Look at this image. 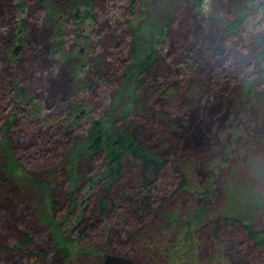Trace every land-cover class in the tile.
Masks as SVG:
<instances>
[{"label":"rangeland","instance_id":"rangeland-1","mask_svg":"<svg viewBox=\"0 0 264 264\" xmlns=\"http://www.w3.org/2000/svg\"><path fill=\"white\" fill-rule=\"evenodd\" d=\"M61 1L69 0H45L47 6L45 11L34 0H0V134L2 137L8 135L12 140V151L17 159V164H14L16 174L11 175V188L6 189L2 196L0 194V244H12L15 239L14 233L23 230L22 224H24L26 230L31 233L33 241V245L26 249L28 252L36 251L34 248L50 252L49 233L34 216L32 205H15L14 191L20 195L25 193L28 200L38 199L45 206L49 205L51 199L64 204L61 210L57 209L58 219L66 217L72 192L69 193L70 187L62 165V155L66 144L61 140L55 143L49 142L48 137L52 139L53 132L47 134L45 130L35 126H25L19 117L11 119V115L17 113V104L12 99L11 92L14 85L28 88L31 92L44 96L49 104V112L57 110L60 103L65 113L68 114L71 105L84 98L89 106L97 105V111L104 112L105 118L112 116L115 119L122 117L120 112L124 106L121 99L129 92L128 88L123 90V87L118 94L117 85H101L93 67L99 58L102 61L110 62L113 56L117 55L116 48L112 49L111 44L107 45V41L111 39V33H118L120 37L124 38L122 41L126 43L122 46L123 48L128 44L130 34L127 30L129 27L121 22L122 18L115 7L120 6L121 2L119 0H97L95 6L97 18L93 22L84 18L76 27L71 22L63 27L64 20L69 17V12L58 8L57 5ZM261 1L245 0L244 12L253 20L250 18L249 26L239 31L225 32L223 26L216 21L219 18H233L238 14V7L234 6V2L230 0H203V8L199 13L183 0H140L141 5L137 9L138 12L134 14L138 18L132 19L129 23L132 31L140 30L137 37H140L141 40L143 38L141 30L143 27L146 29L148 20L165 21L176 3L180 2L182 7L177 22L181 21V23L176 22L173 28L175 37L173 40L170 36L173 40H169L171 46L175 41L180 46L187 48L198 41L200 42L201 55L206 61H209L210 49L214 50L217 47L226 52L227 59L223 68H225V73L233 78L234 85L232 83L227 85L215 73L216 69H210V62L204 60L207 64L205 71L210 73V78H208L207 84L203 78L197 77L201 80L203 89L202 87L198 88L200 84L194 85L195 88L191 87L193 84H190V77L187 79L186 86H188L187 93H192V95L189 94L170 101L154 98L151 103L152 107L154 106V111L147 115L148 121L138 119L135 115L125 121L133 131L138 133L147 147L167 155L170 160L166 169L167 174H174L179 180L182 177H187V180L192 184L201 185L205 182L208 172L204 165H207V162L213 164L212 169L216 173L217 182V201L213 204L215 211L219 209L218 207L225 198L226 181L233 177H238L241 180L253 177L250 186L254 187L257 180V185L259 184L257 188L264 195V173L259 174L264 163V61L257 59L256 56L258 51L264 49V14L254 12L256 5ZM47 15L54 21V28H50L45 23ZM212 39L213 43L215 39V47ZM154 45L153 47H155ZM17 46H19V50L15 55H12V51ZM182 53H184L183 50ZM109 62L106 66L113 65V71L118 75L125 66L121 64L117 67L116 62ZM49 71L56 72V78L52 79L48 74ZM212 73H214L213 76H211ZM250 78L255 80L252 81L254 82V91L246 94L245 89L240 87ZM158 80L161 78L155 79V81ZM62 85L65 89L64 97H61L59 103L55 102L58 104L55 106L53 99L57 96ZM212 87L214 88L213 93L219 91L216 87L223 88L222 97L227 99L224 113L217 119H213V123L208 126L216 142V145L213 141L210 145L215 148V152L209 155L210 151H198L199 154L191 152L192 149L186 150L188 147H182V144H174L176 143L175 138L169 137L172 129L175 128L172 124H180L181 119L178 117L186 115L191 110L187 106L203 105L204 102L200 100L197 92L201 90L204 94L208 88L210 90ZM237 88H240L238 92ZM87 95L93 102L86 98ZM247 95L250 99L252 97L253 101L247 102ZM241 112H245V114L241 116L239 114ZM83 115L84 113L75 118L76 121L84 120L82 119ZM236 117L239 120H236ZM86 120H84L85 123ZM7 123H12L11 127L1 131V128ZM247 123H250L248 125L251 126L250 134L248 131L245 133V130L238 129ZM147 124L154 125L155 136L154 134L153 137L148 136ZM255 128L257 129L256 133H254ZM142 129L145 131L144 134H141ZM235 130H239L241 134L238 136L239 131ZM167 138L172 141L173 145L166 143ZM221 143H224V148L220 147ZM239 151L243 153V158L239 159L240 161L236 156ZM180 155L184 156L183 160H180ZM196 160L195 166L190 165L189 162ZM127 161L129 162L125 164L124 180H127L129 185L133 183L132 176L135 171L130 160ZM261 161L262 164H258ZM172 162L176 164L174 165ZM85 166L88 172L89 170L92 173L98 172L100 162L92 168L90 162L86 161ZM31 173L49 180L51 185L49 194L34 187L29 179ZM171 180H176V178L171 176ZM179 182L176 181L175 184ZM126 185V182H122L121 188L122 192L128 195L130 191L125 189ZM246 190L251 192L249 187ZM71 191H74V188ZM94 192L95 188H82L79 191L75 190L73 194L76 195L77 210L83 212L82 216L90 217L92 222H97L96 220H100L101 216L94 213L92 204ZM233 202V205L240 207L244 214L251 212L248 201L243 196L234 197ZM170 203L171 205L180 204L179 201ZM14 207L17 209L16 211H14ZM11 212H13V216H11ZM101 219L105 220L101 228L106 235L94 238L93 243L88 241L80 246L79 253L85 254L84 261L71 264H97L99 260L100 264L104 255L107 254L105 245L128 255L135 261V264H166L163 246L154 240L151 242L152 238L148 235L150 233L147 229L151 227L150 222H145L144 225H135L129 221L115 220V216L112 214L110 217ZM255 219V227L264 230V209L255 215ZM65 221L67 231L76 225L75 216L66 218ZM151 222L154 223L155 220L153 219ZM213 225L218 243L224 245L227 254H234L230 262L224 261L225 264H264V250L253 248V251L248 252L237 244L234 235L228 233L229 229L226 226L216 220ZM119 226L124 232L119 234L120 240H116L113 238L115 235L110 236L111 230H117ZM145 227L147 229L144 231ZM138 237H145L146 243L143 242L141 246H138L137 242L139 241L136 240ZM211 243L210 236L205 231L197 252L198 257L203 261L209 262L213 253L217 251L215 245L213 246ZM4 258V256H0V264H11L8 259ZM18 263L17 261L13 264ZM21 263L33 264L26 258H23Z\"/></svg>","mask_w":264,"mask_h":264},{"label":"trees","instance_id":"trees-1","mask_svg":"<svg viewBox=\"0 0 264 264\" xmlns=\"http://www.w3.org/2000/svg\"><path fill=\"white\" fill-rule=\"evenodd\" d=\"M34 1L38 2L42 9L47 10L45 0ZM119 1L121 2L120 6L115 7L122 18L121 22L129 27L127 31L130 38L127 46L123 48L122 46L126 43L122 41L124 38L120 37L118 33H111V39L107 41V45L111 44L112 49L116 48L118 51L110 62H116L117 67L121 64L125 66L119 75L113 71V65L111 67L106 66L109 61H102L101 58H99L100 61L98 59L95 62L93 67L101 85H117L118 94L123 87V90L128 88V94L121 99L124 106L120 112L122 117L118 119L112 116L105 118L104 112L97 111V105L89 106L84 98V100L75 101L66 114L59 103L61 97H64V85L53 99V103H59V108L54 112H49V104L44 96L35 94L28 88L14 85L11 91L12 99L17 104V113H13L11 119L14 120L19 117L25 126H35L45 130L47 134L53 132V138L48 137L49 142L55 143L61 140L62 143L66 144L62 155V165L70 187L69 193H72H70L71 200L67 206L66 217L58 219L57 209L61 210L64 204L51 199L49 205L45 206L38 199L28 200L25 193L22 192L23 194L20 195L14 191L15 205H32L34 216L49 233L48 243L51 250L49 252L33 247L36 251L28 252L26 249L33 245V241L31 233L22 224L23 230L14 233L15 239L12 244H0V256H4V259H8L11 264L17 261L18 264H22L23 258L29 259L33 264L79 263L84 261L85 256L83 252L79 253V247L88 241L93 243L94 238L106 235L101 228L105 220L101 218L104 217L105 219L111 214L115 216V220L129 221L135 225H144L145 222H150L151 227L148 229L145 227L144 231L146 229L149 231L150 234L148 235L152 238L151 242L154 240L163 246L166 264H225L224 261L230 262L234 254H227L224 245L218 243L213 225L215 220L226 226L229 229L228 233L234 235L237 244L244 247L246 251L264 250V230L255 227V215L264 209V195L257 188L259 185H257V180L254 187L250 186L253 177L243 180L233 177L226 181L225 198L218 207L219 209L215 211L213 204L217 201V182L216 173L212 169L213 164L207 162V165H204L208 172L205 182L201 185L192 184L187 180V177H182L179 180L174 174H167L166 169L170 163L167 155L147 147L138 133L133 131L131 126L125 122L132 115L148 121L147 115L154 111V106L152 107L151 104L154 98L170 101L189 94L192 95V93H187V79L191 77L190 84H193L191 87L195 88L196 84H200L198 88H201V80L197 77L203 78L208 84L210 73L205 71L207 64L199 49L200 42L196 41L198 45L195 42L187 48L180 46L175 41L171 46L169 42L175 37L173 28L182 7L180 2L176 3L165 21L148 20L146 29L143 27L141 30L143 40H140V37H137L140 30L132 31L129 26L132 19L138 18L134 14L138 12L137 9L141 5L140 0ZM183 1H186L197 13L203 8V0ZM230 1L238 7V14L233 18L225 17L216 20L223 26L225 32L242 30V28L249 26L251 18L244 12L245 0ZM96 4L97 0H69L58 3L59 9L69 12V17L64 20L63 27L65 24H70L69 22L76 27L84 18L93 22L97 18ZM254 12L264 14V0L256 5ZM47 19L45 23L50 28H54V21L51 17L48 16ZM177 23H181V21ZM102 33L104 34L103 31ZM182 43L186 44L185 42ZM213 44L215 47V39ZM209 52V61L206 62H210V69H216L217 72L215 73L227 85L231 83L234 85L233 78L226 74L225 68H223L227 59L225 50L216 47L214 50L210 49ZM256 56L257 59L264 61V49L258 51ZM48 74L51 75L52 79L56 78L55 75H57L54 71H49ZM213 75L214 73L211 74V76ZM155 76L161 80L155 81ZM252 81L255 80L250 78L245 82L247 85L241 84L240 88L245 89L246 94L254 91V82ZM198 88L197 90H199ZM212 88L210 90L208 88L204 94L199 90L197 94L201 98L200 100L204 102L203 105L187 106L191 110L186 115L178 117L181 119L180 124H172L175 128L172 129L169 137L175 138L176 143L174 144H182V147H188L186 150L192 149L191 152L210 151L209 155L215 152V148L210 145L212 141L215 145L216 142L208 126L213 123V119H217L224 113L227 99L222 97L223 88L216 87L219 90L217 93H213L214 88ZM240 88H237V92ZM86 98L92 101L88 95ZM246 101H253L252 97L250 99L247 95ZM56 103L55 106L58 105ZM82 110L85 111L82 119H87L86 123L82 119L81 122L75 119V116ZM239 114L242 116L245 112ZM236 120L239 118L236 117ZM123 122L124 125L121 126ZM248 124L250 123L242 125L238 129L245 130V133L249 132L250 134L251 126ZM11 125L12 123H7L1 128V131L6 130L7 127L9 129ZM147 126L148 136L153 137V134L155 136L154 125L147 124ZM143 132H145L144 129H142L141 134H144ZM256 132L257 129L255 128L254 133ZM240 134L239 131L238 136ZM1 140H3L0 142V194L2 196L6 189L11 188V175L16 174L14 164H17V159L12 151L13 144L9 136L2 137L0 134ZM166 143L173 145L168 138ZM223 144H219L221 148L225 147ZM242 155L241 151L236 154L237 158L239 157L238 160L243 158ZM179 158L183 160L184 156L180 155ZM127 160L133 164L135 171L132 176L133 183L129 185L127 180H124L125 164L129 162ZM86 161L90 162L92 168L100 162L99 171L92 173L89 170L88 172L85 169ZM189 163L195 166L197 160ZM172 164L175 165L176 163L172 162ZM258 164H262V161ZM262 172L264 173V163L259 174ZM171 176L176 180L172 181ZM29 179L37 190H42L46 194L51 192V185L47 178L31 173ZM176 181L180 182L175 184ZM122 182H126L125 189L130 191V194L127 195L122 192ZM247 187L250 188L251 192L246 190ZM73 188L74 191H79L82 188H95L92 204L94 213L96 212L98 216H101L99 217L100 220L97 219V222H92V218L82 216L83 212L77 210L76 195L73 194L74 191H71ZM236 196L237 198L243 196L248 201L249 210L251 209L249 214H244L240 207L233 205ZM255 198L257 199L255 200ZM186 199L189 201L187 202ZM171 201H179L180 204L171 205ZM15 207L14 211L17 210ZM11 216H13V212H11ZM71 216H75L76 225L67 231L65 219ZM95 217L97 216L95 215ZM153 219L155 220L154 223L151 222ZM21 223H23L22 220ZM205 231L210 236L211 244L215 245V249H217L209 262L200 259L197 253L201 246L202 234ZM122 232L124 231L119 226L117 230H111L110 236L115 235L113 238L120 240L119 234ZM136 240L139 241L137 242L138 246H141L143 242L146 243L145 237H138ZM105 246L106 253L123 254L116 251L115 248ZM108 249L110 250L108 251ZM99 262L100 260L97 264Z\"/></svg>","mask_w":264,"mask_h":264},{"label":"water","instance_id":"water-1","mask_svg":"<svg viewBox=\"0 0 264 264\" xmlns=\"http://www.w3.org/2000/svg\"><path fill=\"white\" fill-rule=\"evenodd\" d=\"M18 50L19 46L15 47L12 51V55H15ZM84 112V110L80 111L79 114L75 116V118L82 115ZM100 264H135V261L131 257L124 254L107 253L104 255Z\"/></svg>","mask_w":264,"mask_h":264}]
</instances>
